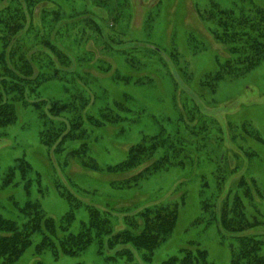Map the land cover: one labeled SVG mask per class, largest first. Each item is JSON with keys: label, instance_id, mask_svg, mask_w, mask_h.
<instances>
[{"label": "rangeland", "instance_id": "obj_1", "mask_svg": "<svg viewBox=\"0 0 264 264\" xmlns=\"http://www.w3.org/2000/svg\"><path fill=\"white\" fill-rule=\"evenodd\" d=\"M4 1L0 10L11 5ZM240 2L264 10V0H42L28 13L17 55L28 53L35 75L40 69L46 79L16 102V120L0 131V212L16 219L13 203L32 200L59 220L76 205L71 230L77 232L88 219L87 206L113 214L116 230L128 227L125 217L135 216L140 226L138 214L148 207H177V225L150 264L183 248H200L211 262L229 264L237 238L264 240V57L246 72L225 71L243 64L250 48H236L244 44L236 37L219 40L207 11L211 3L231 9ZM96 31L98 41L89 37ZM44 41L68 58H50ZM17 60L8 64L14 68ZM55 69L63 72L54 75ZM75 97L86 101L79 112L88 129L87 153L80 158L69 153L80 141L55 151L41 139L46 120L68 125L74 114L56 117L34 106ZM107 108L115 115L109 122L92 119ZM136 146L148 149L137 165L109 170L128 161ZM22 160L32 168L29 195L23 182L1 188ZM228 220L244 232L225 231ZM34 246L15 264L127 262L107 259L111 253L97 243L77 257L57 258L36 254ZM134 260L141 261L139 252Z\"/></svg>", "mask_w": 264, "mask_h": 264}, {"label": "trees", "instance_id": "obj_2", "mask_svg": "<svg viewBox=\"0 0 264 264\" xmlns=\"http://www.w3.org/2000/svg\"><path fill=\"white\" fill-rule=\"evenodd\" d=\"M9 1L11 5L0 10V131L16 120V102L25 99L26 93L31 91L32 86L39 88L46 79V75L40 69L35 75L32 57L28 53L24 52L17 55V50H21L17 42L18 40L24 41L23 35L28 23V13L33 12L42 0ZM3 2L5 1L2 0ZM243 3L245 2H240L231 9H222L218 4L211 3L207 10L215 24L214 30L219 40L231 41L236 37L244 43L236 46V48L239 47L240 50L250 48V53L247 56L244 52L243 64L224 66L228 73H231L233 68L237 70L236 73L246 72L260 63L264 57V10L253 8L250 5L246 6ZM100 35L96 31L94 36L90 35L89 37L92 36L94 41H98ZM43 43L47 47L49 45L50 51L46 53L50 58L53 57L52 54L59 59L61 55L65 56L58 45L49 41ZM13 57H18L17 61L12 62L14 68L8 64V60ZM61 72L63 70L58 69L54 75ZM85 104V100L79 103L77 97L71 98L68 103L46 100L35 102L34 106L38 109L44 106L48 108L51 115L56 117L63 114H74L69 118L68 125L64 121L57 122L49 119L47 122L46 120L45 123L48 127L41 132L43 144L47 147L56 146L55 151H64L63 146L67 143L80 141V147L72 149L69 153L76 158L83 157L87 153V143L83 137L88 135V129L81 119L79 111ZM105 110L107 113L100 120L92 119L104 124L115 117V115L108 113L109 108ZM40 116L46 119L47 114L43 112ZM151 139L156 141V137ZM147 151L148 149L145 147L136 146L132 149V155H129L128 161L113 166L109 170L124 169L125 171L132 165H137V161ZM153 151L154 146L149 150V155ZM82 163L87 167L94 168V166L92 167L93 164L84 161ZM125 165H128V168H124ZM31 172L32 168L26 161L16 162L4 176L1 188L17 187L23 182L25 191L29 195L31 181L28 177ZM240 199L241 197H237L236 203L241 202ZM209 206L206 204L204 207ZM13 207L17 211L16 219L7 218L0 212V264H15L34 244L36 254L50 252L54 258H57L59 255L77 257L93 243L99 245L100 251L104 247L106 252L111 253L106 256L109 260L117 261L125 258L127 262L124 264H150L155 251L174 231L179 217L177 207H148L138 214L142 222L140 226L137 227V222L133 220L135 216L133 218L125 217L128 227L124 230H116L115 220L113 221L109 217L113 214L96 207L87 206V221H82L79 230L73 232L71 229L76 218L75 209L78 207L76 205L59 220L47 215L37 201L27 200L23 205L14 202ZM228 224L229 228H226L225 231L231 233L244 232H237L239 231L237 226L230 223V220H228ZM237 239L238 245L232 253L229 264H264V255L261 253L264 248V240L257 239L256 236H240ZM135 251L141 255V263L135 262ZM162 264L215 263L209 260V254L205 250L183 248L180 250L179 256L170 257Z\"/></svg>", "mask_w": 264, "mask_h": 264}]
</instances>
